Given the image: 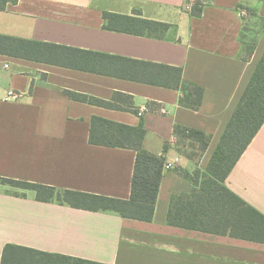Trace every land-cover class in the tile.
I'll return each mask as SVG.
<instances>
[{
	"label": "crops",
	"instance_id": "crops-1",
	"mask_svg": "<svg viewBox=\"0 0 264 264\" xmlns=\"http://www.w3.org/2000/svg\"><path fill=\"white\" fill-rule=\"evenodd\" d=\"M186 6V0H18L0 9L2 35L181 67L184 80L203 88L199 109L191 110L178 104L177 89L0 54L1 177L127 199L135 152L89 143L93 116L133 126L142 120L143 148L176 162L163 169L151 221L41 202L32 191L0 184V261L4 245L13 243L107 264H264V243L166 223L170 196L193 188L179 171L196 168L176 151L173 126L211 135L197 166L204 171L264 51V28L247 58L250 32L240 37L255 23L250 13L264 17V0H203L199 16ZM105 11L169 27L151 35L113 30ZM8 91L18 96L6 99ZM115 93L122 95L112 99ZM144 105L149 110L134 112ZM225 185L264 215V123Z\"/></svg>",
	"mask_w": 264,
	"mask_h": 264
},
{
	"label": "trees",
	"instance_id": "trees-1",
	"mask_svg": "<svg viewBox=\"0 0 264 264\" xmlns=\"http://www.w3.org/2000/svg\"><path fill=\"white\" fill-rule=\"evenodd\" d=\"M18 0H0V9ZM203 0H196L191 8L193 16L202 12ZM256 18L251 27L244 26L240 37L250 32L249 57L264 28V17ZM106 28L134 34H157L169 27L167 23L138 17L103 13ZM0 54L54 65L99 72L133 81L177 89L178 104L198 110L203 88L182 78V68L147 61L101 54L79 48L56 45L0 34ZM75 99L106 107L111 101L87 97L70 92ZM120 93H115L116 99ZM137 113V109H133ZM264 123V51L206 165L204 171L198 163L208 147L211 135L187 126L175 124L172 129L174 147L191 159L196 168L192 173L179 171L193 184L188 193L172 194L166 215L171 226L202 232L230 235L235 238L264 243V215L231 191L225 180L232 168ZM145 128L138 125L93 116L90 120L88 141L94 145L131 149L135 152L130 195L127 199L101 194L58 188L37 182L0 176V184L15 189L32 191L41 202H55L89 211H110L122 217L151 221L162 180L165 159L143 148ZM60 257V260L58 259ZM0 264H107L71 256H56L30 247L7 243Z\"/></svg>",
	"mask_w": 264,
	"mask_h": 264
},
{
	"label": "built area",
	"instance_id": "built-area-1",
	"mask_svg": "<svg viewBox=\"0 0 264 264\" xmlns=\"http://www.w3.org/2000/svg\"><path fill=\"white\" fill-rule=\"evenodd\" d=\"M195 1L196 0H186V3H187L186 8L188 10H191L192 5L194 4ZM242 15H245V12L244 11H242ZM7 66H8L7 64H4L3 65L4 68H6ZM17 96H18V93L14 92V91H8L7 96H6V99H8V98H10V99L11 98H16ZM147 110H149V108L146 105L141 106V107H139L137 109V114L138 115H142ZM159 111L160 112H164V108L161 107L159 109ZM174 166L176 167V162L175 163H164V169H170V168H173Z\"/></svg>",
	"mask_w": 264,
	"mask_h": 264
},
{
	"label": "rangeland",
	"instance_id": "rangeland-1",
	"mask_svg": "<svg viewBox=\"0 0 264 264\" xmlns=\"http://www.w3.org/2000/svg\"><path fill=\"white\" fill-rule=\"evenodd\" d=\"M254 21H256V18L254 19ZM249 37H250V34H249Z\"/></svg>",
	"mask_w": 264,
	"mask_h": 264
}]
</instances>
